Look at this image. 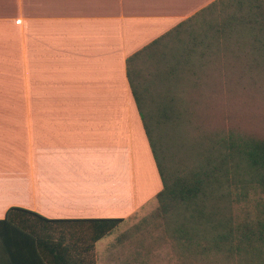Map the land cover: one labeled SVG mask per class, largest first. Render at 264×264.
Segmentation results:
<instances>
[{
	"label": "crops",
	"instance_id": "0c3cea01",
	"mask_svg": "<svg viewBox=\"0 0 264 264\" xmlns=\"http://www.w3.org/2000/svg\"><path fill=\"white\" fill-rule=\"evenodd\" d=\"M213 1L0 0V220L36 214L18 227L47 264L43 239L72 238L53 221L127 220L160 191L126 59Z\"/></svg>",
	"mask_w": 264,
	"mask_h": 264
},
{
	"label": "trees",
	"instance_id": "16d2710c",
	"mask_svg": "<svg viewBox=\"0 0 264 264\" xmlns=\"http://www.w3.org/2000/svg\"><path fill=\"white\" fill-rule=\"evenodd\" d=\"M263 77L264 0H215L126 59L161 189L156 208L120 241L154 225L182 264H264V137L204 127L207 101L223 102L228 92L255 88ZM30 216L37 217L9 208L0 220V264L16 251L32 264H47L46 253L18 227ZM124 221H53L71 241L42 244L50 245L54 264H95V243Z\"/></svg>",
	"mask_w": 264,
	"mask_h": 264
},
{
	"label": "rangeland",
	"instance_id": "374dc122",
	"mask_svg": "<svg viewBox=\"0 0 264 264\" xmlns=\"http://www.w3.org/2000/svg\"><path fill=\"white\" fill-rule=\"evenodd\" d=\"M253 77L255 76H252V79ZM258 79L255 88L246 87L244 90L230 91L227 97L225 94L226 99L223 102L219 100L220 97H216L213 102L207 101L209 114L204 127L233 126L245 129L248 133L258 132L264 137V77L262 80ZM23 94L31 95L27 92ZM8 111L9 114L31 115L33 109L15 108ZM201 113H203L202 110H200ZM192 126L195 127V122ZM192 134L195 133L192 132ZM156 206V198L153 196L118 229L98 242L95 254L93 253L97 264H182L181 258L172 249L170 242L154 225L139 229L123 241L119 240L124 232L131 231L134 224H138L139 220L149 215Z\"/></svg>",
	"mask_w": 264,
	"mask_h": 264
}]
</instances>
